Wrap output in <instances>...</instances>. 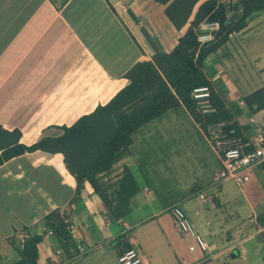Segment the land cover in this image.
Returning <instances> with one entry per match:
<instances>
[{"label": "crops", "instance_id": "0c3cea01", "mask_svg": "<svg viewBox=\"0 0 264 264\" xmlns=\"http://www.w3.org/2000/svg\"><path fill=\"white\" fill-rule=\"evenodd\" d=\"M164 10L154 0H0L2 129L19 131V143L32 146L45 136L62 135L63 127L106 105L128 85L125 74L151 60L145 34L165 53L184 35L186 27L176 30ZM203 68L227 108L240 111L235 117L238 128L264 130V109L252 113L243 104L244 96L264 87V12L252 15L246 28L230 35ZM233 70L241 74L240 83L227 75ZM180 116L194 126L197 141L212 151L205 132L183 107L168 111L139 128L127 155L99 177L107 203L87 183L76 197V179L60 153L34 151L4 162L0 264L19 261L23 241L32 236L41 237L36 264H119V254L133 244L153 264H264V163L250 171L248 183L236 186L238 195L227 186L229 180L214 190V169L212 176L198 173L184 182L183 191L167 202L156 197L146 181L139 188L133 169L140 152L151 134L178 131L173 125ZM159 142H165L163 137ZM124 169L139 192L127 208L118 206L125 216L115 220L111 210L117 208ZM174 206L208 244L207 252L176 228L170 213ZM55 211L68 223L72 246L67 253L45 223Z\"/></svg>", "mask_w": 264, "mask_h": 264}, {"label": "trees", "instance_id": "16d2710c", "mask_svg": "<svg viewBox=\"0 0 264 264\" xmlns=\"http://www.w3.org/2000/svg\"><path fill=\"white\" fill-rule=\"evenodd\" d=\"M154 1L165 6L164 14L176 30L186 27L175 48L165 53L152 37L145 34L153 52L151 60L135 64L124 76L129 82L125 88L106 105L97 107L72 126L63 127V133L58 137L45 136L32 146H25L19 143V131L8 132L0 126V166L24 153H60L76 179V197L87 183L107 203L99 177L110 172L114 163L127 155L131 137L139 128L166 112L183 107L203 132L212 125L231 122L227 130L240 134L241 129L235 121L240 111L234 113L227 108L226 101L214 91L203 64L230 35L246 28L252 15L264 12V0H237L234 5L231 4L233 0ZM205 22H217L219 30L213 42L199 46L198 29ZM202 86L211 90L210 102L215 109L212 114L199 113L190 97L193 89ZM243 104L252 113L263 110L264 87L244 96ZM243 130L248 131L247 128ZM138 192L132 174L124 169L116 191L117 208L111 210L115 220L125 216L118 208H127L131 197ZM45 223L67 253L72 244L66 217L55 211L46 217ZM40 241V236L25 239L19 251L20 259L14 264H36Z\"/></svg>", "mask_w": 264, "mask_h": 264}, {"label": "built area", "instance_id": "2783aa9c", "mask_svg": "<svg viewBox=\"0 0 264 264\" xmlns=\"http://www.w3.org/2000/svg\"><path fill=\"white\" fill-rule=\"evenodd\" d=\"M219 30L217 22L203 23L199 26L197 42L199 46L214 41L215 33ZM191 99L195 102L197 111L202 115L212 114L215 109L210 102L211 90L208 86L193 89ZM252 123V120H251ZM231 122L212 125L205 132L204 136L210 148L219 162V169L214 174L213 186L221 181L231 180L237 186L242 187L250 180V171L264 163V130L254 129L250 131L241 130L235 134L233 130H227ZM204 196L200 195V199ZM176 228L183 235H190L194 238L196 247L202 251L209 250L208 244L194 232L186 214L178 206L170 210ZM50 235L52 231L48 232ZM81 253L85 248L79 247ZM195 250L194 246L189 249ZM119 264H153L146 259L136 244L125 250L118 256Z\"/></svg>", "mask_w": 264, "mask_h": 264}, {"label": "rangeland", "instance_id": "374dc122", "mask_svg": "<svg viewBox=\"0 0 264 264\" xmlns=\"http://www.w3.org/2000/svg\"><path fill=\"white\" fill-rule=\"evenodd\" d=\"M236 1L233 0L231 4L234 5ZM227 75L240 83L241 74L237 70L229 71ZM175 120L177 123L173 126L178 127V131L151 134V142L140 152L138 166L133 169L139 188L145 185L146 181L151 191L162 202L170 201L182 192L184 182L193 181L198 173L212 176L213 172L219 169L214 152L205 146L203 140L197 141L199 134L188 119L180 116ZM161 137L165 142H159ZM181 148L182 155H175ZM226 184L234 194H239L238 186L233 181L229 180Z\"/></svg>", "mask_w": 264, "mask_h": 264}]
</instances>
